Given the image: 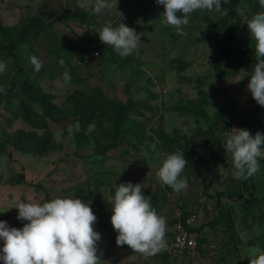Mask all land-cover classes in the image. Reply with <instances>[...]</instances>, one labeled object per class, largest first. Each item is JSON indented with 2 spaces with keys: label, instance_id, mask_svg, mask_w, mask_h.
I'll list each match as a JSON object with an SVG mask.
<instances>
[{
  "label": "rangeland",
  "instance_id": "rangeland-1",
  "mask_svg": "<svg viewBox=\"0 0 264 264\" xmlns=\"http://www.w3.org/2000/svg\"><path fill=\"white\" fill-rule=\"evenodd\" d=\"M82 2L0 0V35L20 60L18 68L9 51H5L6 55L0 53V61L7 64L6 71L0 74V86L6 87L14 76L19 88L28 86L24 76L33 67L30 57L36 56L43 63L41 70L51 76L39 79L38 95H51L49 101L54 108L70 112L75 109L64 99L73 92L90 91L105 101L127 103L119 126L122 135L114 134L112 123L100 117H96L95 125L81 127L79 110L42 114L33 130L48 131L46 149L36 143L15 150L8 141L3 143L0 220L20 229L28 221L17 219L18 209L12 207L16 203L79 198L91 202L97 217L93 228L101 234L97 255L106 264H250V249L264 251V199L240 216L237 194L246 196V191L233 178L232 161L222 142L233 128L247 129L252 135L264 134V106L253 99L247 88L256 61L237 62L255 54L247 21L264 11L259 0H228L227 4L221 0L227 15L223 11L196 10L189 24L183 26L186 36L178 35L173 26L162 22L164 7L156 0H118L117 7L94 15V24L90 23L86 32L80 30L83 23L78 15L90 10L79 7ZM110 2L114 4L115 0ZM33 17L45 26L22 33L21 28ZM209 21L219 29L211 28ZM121 23L142 34L132 55L121 57L110 46L102 50L100 57L75 67L72 54L91 39V32L96 37L104 26L115 28ZM3 110L0 107V117ZM94 127L101 130L98 142L91 138L82 145L75 144L76 132H95ZM16 128L28 126L18 119L5 130L12 132ZM161 137L171 140L176 153L188 161L181 173L187 184L179 192L156 175L166 156L173 153ZM111 142L115 145L102 153L98 151ZM257 159L260 168L264 157ZM20 175L21 181L15 183ZM252 178L256 185L252 191L257 195L264 186V175L258 169ZM125 182L142 183L143 194L150 198L157 214L166 219V232L171 231L181 210L196 209L192 227L201 228L194 234L198 239L190 257L166 259L157 257V253L147 256L134 252L127 245L117 246V232L110 221L111 206L117 186ZM215 199L229 214V227ZM3 243L0 239V249ZM0 264L4 262L0 260Z\"/></svg>",
  "mask_w": 264,
  "mask_h": 264
},
{
  "label": "clouds",
  "instance_id": "clouds-1",
  "mask_svg": "<svg viewBox=\"0 0 264 264\" xmlns=\"http://www.w3.org/2000/svg\"><path fill=\"white\" fill-rule=\"evenodd\" d=\"M164 7L162 22L173 26L176 33L186 36L185 25L196 10L221 12V0H156ZM110 0H84L79 7L100 14L105 9L117 7ZM227 4L228 0H224ZM264 8V0H259ZM250 37L254 41L256 63L251 69L247 85L253 99L264 106V11L255 13L247 21ZM141 33L121 23L113 28L104 26L99 32V39L105 45H111L121 57L132 55L137 50ZM35 71L39 72L43 63L36 56L30 57ZM7 69L6 61H0V74ZM65 79H69L67 72ZM0 92L6 89L0 86ZM225 152L230 155L233 164V178L247 180L259 169L258 159L264 157L262 145L264 134L233 128L228 138L222 142ZM188 161L181 153L166 156L156 175L161 182L174 191H181L187 181L181 173ZM142 183H121L117 186L112 202L111 224L117 232V246L127 245L132 251L147 256L155 255L166 247V219L157 214L142 189ZM89 202L79 198H53L43 204L18 202L17 219L28 221L20 229L9 227L7 221L0 220V239L4 241L0 249V260L4 264H106L97 255V241L101 234L94 231L97 220ZM10 207V208H12ZM8 208V209H10ZM250 264H264V251L250 249Z\"/></svg>",
  "mask_w": 264,
  "mask_h": 264
},
{
  "label": "trees",
  "instance_id": "trees-1",
  "mask_svg": "<svg viewBox=\"0 0 264 264\" xmlns=\"http://www.w3.org/2000/svg\"><path fill=\"white\" fill-rule=\"evenodd\" d=\"M94 14L92 12H79V20L80 23H85L88 25H91L90 23L94 24L93 20ZM211 28L214 29H219V25H217L214 22L209 21ZM42 20L40 21L39 19H36L33 17V20L26 26L21 28V32L27 34L31 31L33 28H38V27H44L45 25ZM47 25V24H46ZM235 25L233 24L234 29ZM80 28V30H90L89 28ZM1 27H0V34H1ZM93 35L91 39L87 40L86 42H83L75 52H78L79 50L90 46L92 44H95L97 40L94 37L93 32H91ZM231 32L229 33L231 38ZM1 40H0V53L2 55H6L7 53L5 51H9V56H12L14 58L15 64L19 68L20 60H17V58L14 56V52H12V47L8 44V42H3V38L0 35ZM111 45H99L98 48L100 50V53L98 57H100L102 50H104L106 47H110ZM75 52L72 54L75 56ZM226 52H223L224 55V62H228L227 60V55L225 54ZM75 54V55H74ZM97 57V58H98ZM74 59V58H73ZM236 61V60H235ZM244 61H256L255 60V54L251 57H248L246 59H240L237 62H244ZM74 64V63H73ZM88 63H84L80 66H84ZM75 65V64H74ZM186 65V64H185ZM77 67V65H75ZM73 67V68H75ZM30 70H28V73L24 76V84L28 85L26 87H23L22 89L18 87L17 83H15L16 77L14 76L11 80V82L4 87L6 89V94L3 92H0V107H2L4 110L3 115L0 117V133L1 135H5L4 137L0 136V153L3 152V143L8 141L9 144L12 146L13 149L15 150H23L25 149L26 146H30L31 144H38V145H43V148L40 149H46V145L48 141L50 140L49 138V133L47 130H40L39 132L33 130V126L37 123L38 119L42 114H48V115H53L55 113H60V114H69V113H76L77 110H79V113H82L81 116H78V121L81 124V127H85L89 123H93L94 121L97 120L96 117H100L101 121H109L112 123V129L115 131L114 134H118V136L122 135L120 134L121 132L119 131V126L123 124V120L121 119L127 111V103L121 104L113 101H105L104 98L101 96L100 98L95 97L90 91H82V92H73L72 94H68L64 102L70 103L73 105L74 109L72 112L65 110L62 111L61 109L54 108L51 104L49 99H51V95L48 94H43L38 95L36 92V89L40 92V86H39V79H50V74L44 73L42 70L39 72L35 71L34 66L29 67ZM69 72H72L69 70ZM19 73V72H18ZM21 73V72H20ZM75 79V78H74ZM48 101V103H47ZM105 104V105H102ZM39 110H42L39 113ZM101 112L99 114H96V112ZM190 111V110H189ZM85 112V114H83ZM6 113V114H5ZM124 118V117H123ZM20 120L21 122L25 123L28 128L23 129V128H16L12 132H8L5 130V127H10L14 121ZM40 122L43 123L44 125V119L41 118ZM95 125V124H94ZM95 128V132H89L87 134H84L82 131H78L74 135V141L76 145H82L86 143V140L92 138L95 142H98V139L100 140L101 134L99 133L101 130L97 127ZM103 131V130H102ZM131 135V134H130ZM16 138V140H15ZM116 136L113 135V141H116L115 139ZM165 143H167L168 147L170 150L174 153H176V150L172 147V142L169 139H166L164 137H161ZM115 145V142L107 143L106 145H103L98 148V151L102 153L109 147ZM232 161V160H231ZM232 164V163H231ZM233 165V164H232ZM260 171L264 175V165L260 166ZM20 175L19 179L14 180L15 183L20 182L21 180ZM240 185H242L243 189L246 191V196H242L240 193L237 194L238 199H240L236 205L239 209V213L241 214L240 216H243L251 211V208L254 207L255 204H259L261 199H264V186L262 187L261 191L258 192V194L261 195V198H258L257 195H255L252 191V189H256L255 185V180L250 176L247 180H239ZM216 204L218 205V209L221 216L225 218L226 226L229 227V221H231V218L229 220L228 213L223 212L219 202L217 199H215ZM189 211H193L196 213L195 208H189L188 211L186 210H181L179 215L173 220H179L182 223H184V219L186 218L187 214ZM251 218V217H250ZM193 224L191 225H186L184 226L192 233L197 234V231H200L201 225L197 227H192ZM197 236L195 235L194 238ZM229 238L231 240V243L233 244V240L231 238V235L229 234ZM198 239V237H197ZM236 247V246H235ZM131 250V249H130ZM157 257H165L167 258H173L169 256V254L165 250H161L157 253Z\"/></svg>",
  "mask_w": 264,
  "mask_h": 264
},
{
  "label": "built area",
  "instance_id": "built-area-1",
  "mask_svg": "<svg viewBox=\"0 0 264 264\" xmlns=\"http://www.w3.org/2000/svg\"><path fill=\"white\" fill-rule=\"evenodd\" d=\"M90 28L91 25L82 24V28ZM97 40L95 44L87 46L77 52L73 63L77 66L82 65L84 63H88L90 60L97 58L100 50L98 48L99 45H103V43L99 39V32L95 37ZM196 219V213L193 211H189L186 218L184 219V223L179 220H176L171 228L170 232H165V240L166 247L165 250L169 256L174 258H186L190 257L194 253L195 249V238L190 231L184 226L191 225Z\"/></svg>",
  "mask_w": 264,
  "mask_h": 264
}]
</instances>
